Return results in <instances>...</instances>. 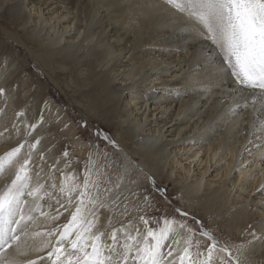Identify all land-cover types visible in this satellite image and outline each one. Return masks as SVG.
Returning <instances> with one entry per match:
<instances>
[{"label":"bare ground","instance_id":"bare-ground-1","mask_svg":"<svg viewBox=\"0 0 264 264\" xmlns=\"http://www.w3.org/2000/svg\"><path fill=\"white\" fill-rule=\"evenodd\" d=\"M216 56L210 42L161 0H0V132L10 129L0 136V156L25 139H40L33 160L45 180L54 167L76 174L65 181L55 173L54 196L61 200L60 186L81 183L86 165L96 179L85 162L88 147L66 116L43 107L48 90L57 88L84 112L90 106L88 118L113 129V157L92 160L96 168L103 165V183L112 189L105 204L119 197L112 212L97 210L102 226L114 215V224L130 220L143 231L141 208L135 207L143 183L157 191L173 184L181 209L209 223L222 243L246 245L241 264H259L260 257L264 263V131H258L264 129V105L257 99L247 110H233L240 96L232 78L216 72ZM28 66L37 70L33 78L46 81L23 96L17 82ZM20 111L25 116L17 120ZM14 122L18 130L11 128ZM37 122L29 135L27 125ZM66 161L70 169H64ZM38 203L50 215L36 214L29 231L41 235L27 241L34 247L55 243L59 234L48 237L47 231L70 218L60 208L63 215L53 221L59 205L47 198ZM162 226L161 220L156 228ZM252 232L260 239L248 244ZM46 255L47 249L29 248L21 259L46 264L40 260Z\"/></svg>","mask_w":264,"mask_h":264},{"label":"snow or ice","instance_id":"snow-or-ice-1","mask_svg":"<svg viewBox=\"0 0 264 264\" xmlns=\"http://www.w3.org/2000/svg\"><path fill=\"white\" fill-rule=\"evenodd\" d=\"M161 2L165 9L186 21L190 30L210 42L216 50L217 56L213 60L216 72L230 76L236 85L233 92L240 96L233 110H247L257 99L264 105V0ZM4 92L5 89L0 88V93ZM4 111L0 108V113ZM260 115L264 116V111ZM24 116L23 111L18 112L17 120ZM38 123L27 125L29 135L36 130ZM261 123L264 124V121ZM18 127L16 122L11 125L12 129L18 130ZM8 131L10 129L6 127L4 132ZM4 132H0V136ZM96 135L118 147L107 133L97 129ZM39 144L40 139L34 138L33 143L25 139L0 156V264H36L35 260L21 259L28 256L29 248L33 251L47 249L46 258L40 257L46 264H241L246 245L229 246L220 242L210 230L204 229L201 221H196L202 229L199 235L206 240L196 239L195 243V229L183 221L167 217L163 219L162 227L155 228L149 226L144 216H140L143 231L130 220L114 224V215L108 217L106 225L102 226L97 210L107 207L112 212L111 205H116L119 200L117 196L111 205L105 204L104 197L110 196L112 189L103 183L102 178L107 176L102 170L103 165L96 168L90 158L96 179L91 178L92 170L86 165L81 183L73 188H68L66 184L60 186L59 192L65 194L61 200L54 196L57 188L55 173L59 172L65 181L69 174H76L54 167L49 169L48 179L45 180L41 175L43 167L33 160V150ZM102 155L106 159L107 153ZM63 156H68L67 151ZM40 158L43 159V156ZM70 168L71 161H66L64 169ZM150 179L155 184V178ZM44 198L54 201L52 207L59 205L56 213L51 215L53 221L63 215L60 208L68 211L70 218L64 225L47 231L48 237L59 234L55 243L42 241V246L34 247L27 244L28 239L41 234L31 233L29 228L38 218L37 213L45 217L50 215L38 203ZM124 215H127L126 211L121 213V216ZM182 215L187 216L188 213ZM250 235L253 240L248 244L260 239L255 232ZM193 247L194 253L191 251Z\"/></svg>","mask_w":264,"mask_h":264},{"label":"rangeland","instance_id":"rangeland-1","mask_svg":"<svg viewBox=\"0 0 264 264\" xmlns=\"http://www.w3.org/2000/svg\"><path fill=\"white\" fill-rule=\"evenodd\" d=\"M25 62V61H24ZM26 74L22 77L21 80L17 82V86H21L20 93L23 96L30 95V90L37 89V81L45 82L42 77L34 76L32 77L31 74H37V70L35 67H26ZM28 76V77H27ZM42 78V79H41ZM24 81V82H23ZM26 81V82H25ZM62 79H58V82H61ZM27 83V84H26ZM31 84V85H30ZM49 95L44 98V103L46 104L44 107L45 110H55V112H59L62 116H66L67 122L76 130L77 136L80 140H82L88 147L87 152V158L86 163H89V160L91 158V161L96 159L99 155L97 153H100L101 155L103 153H107V156H112V149L113 147L111 144H109L107 141H105L102 137H98L96 135L97 129L107 133L110 137L113 133L112 127H107L103 125L100 121H97L96 119H90L87 117L88 109L84 112L81 107L77 106L74 101L67 95L61 94L60 90L55 88H50ZM80 101H83L82 99H79ZM87 103V99H84ZM84 103V101H83ZM81 109V110H80ZM53 110V111H54ZM87 117V118H86ZM103 118V117H102ZM67 151V150H66ZM143 181H145V177ZM164 183V182H163ZM166 183V182H165ZM164 183V184H165ZM146 181L143 183V191L140 201L138 200L135 207L141 208L139 213L141 216H144L145 219H147L149 222L153 223L150 225L151 227L157 226V223L163 221L165 217L169 218V220H177V221H183L190 225L193 229L196 231V236L193 237V243H195L196 239H199L201 241L206 240V237H201L199 235L200 231L202 230L199 226V224L196 223V221L203 222L204 229L210 230L211 226L209 223L202 221L197 216L191 215L189 212L185 211L184 209H181L180 202L177 203L176 198H178V193L176 190V187L173 184L168 185L165 187L163 191H157L153 190L150 187L145 186ZM149 203V204H147ZM147 207V208H146ZM180 210L179 212L177 210ZM188 213L187 216H183L182 213ZM137 214V212L135 213ZM138 215V214H137ZM211 231V230H210ZM214 236L217 237V239L221 242V237L217 234H215L213 231H211ZM218 232L222 234L223 229H218ZM231 244L237 243V240L234 238L229 239ZM194 250V251H193ZM193 252H195V247L192 249ZM261 258V259H260ZM258 260L259 264H264L262 257H260Z\"/></svg>","mask_w":264,"mask_h":264}]
</instances>
